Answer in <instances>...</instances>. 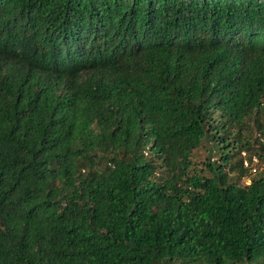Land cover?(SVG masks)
I'll return each instance as SVG.
<instances>
[{
    "label": "trees",
    "instance_id": "obj_1",
    "mask_svg": "<svg viewBox=\"0 0 264 264\" xmlns=\"http://www.w3.org/2000/svg\"><path fill=\"white\" fill-rule=\"evenodd\" d=\"M261 115L264 0H0V264H264Z\"/></svg>",
    "mask_w": 264,
    "mask_h": 264
},
{
    "label": "built area",
    "instance_id": "obj_2",
    "mask_svg": "<svg viewBox=\"0 0 264 264\" xmlns=\"http://www.w3.org/2000/svg\"><path fill=\"white\" fill-rule=\"evenodd\" d=\"M255 137L258 140V143L264 148V137L259 133H257V136ZM241 156L244 168H247L251 175H257L260 172H264V162H262L258 156L253 155L249 157L246 152H242ZM246 183L249 184V180Z\"/></svg>",
    "mask_w": 264,
    "mask_h": 264
},
{
    "label": "rangeland",
    "instance_id": "obj_3",
    "mask_svg": "<svg viewBox=\"0 0 264 264\" xmlns=\"http://www.w3.org/2000/svg\"><path fill=\"white\" fill-rule=\"evenodd\" d=\"M260 121L264 124V115H261ZM249 128H250L251 132H250V135L248 137H250L251 139H254L255 136H257L258 129L254 128L253 124H250ZM206 154H207L206 149L200 148V150H198L194 153L193 157L195 160H201L202 161ZM241 185H244V183L241 182Z\"/></svg>",
    "mask_w": 264,
    "mask_h": 264
}]
</instances>
